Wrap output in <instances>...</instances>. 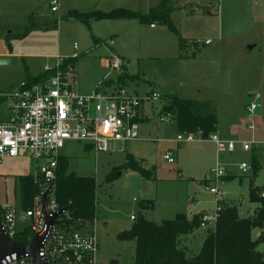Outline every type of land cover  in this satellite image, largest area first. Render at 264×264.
Listing matches in <instances>:
<instances>
[{
    "label": "rangeland",
    "instance_id": "rangeland-1",
    "mask_svg": "<svg viewBox=\"0 0 264 264\" xmlns=\"http://www.w3.org/2000/svg\"><path fill=\"white\" fill-rule=\"evenodd\" d=\"M161 1L60 0L57 12H52L49 2L44 1L26 18L23 27L16 28V34L27 33L34 24L42 23V27L51 28L48 35L31 36L24 42L12 35L0 38V54L8 55L0 59L10 62L0 65V95L40 74L46 65L53 66L56 57L71 55L75 42L79 44L76 62L82 92L91 94L95 84L106 81L109 92L124 89L129 95H161L145 106L147 115L139 140L116 143L109 152L96 153L75 141H67L63 149L69 159V173L93 176L97 181V216L93 224L99 241L98 264H111L114 260L118 264H135L134 242L118 238L133 226L132 214L161 224L177 213H184L189 220L202 211L212 213L217 197L206 184L217 185L222 200L236 207L241 217L253 218L260 207L251 201L250 188L264 187V150L253 147L252 151H245L243 142L264 143V0H191V4L186 0H169L166 7L178 6L171 19L179 34L164 24L151 27L137 19L92 20L89 27L66 17L68 10L74 8L70 6L81 12L127 8L146 13ZM37 12L48 19H41ZM111 37L114 46L109 45ZM180 37L185 39L183 49ZM95 38H101L100 44H96ZM208 39L211 43L206 44ZM110 53L123 58L125 67L121 75L102 65ZM258 93L260 106L252 113L248 108ZM172 96L211 103L219 121V132L214 133L237 142L235 151L222 152L218 159L216 146L209 139L177 145L176 124L167 110ZM8 116L7 105L1 101L0 121ZM169 149L175 163L163 158ZM127 156L151 169L152 178L128 169ZM242 162L250 164L253 170L243 172L239 168ZM217 165L225 169L226 180H214L211 171ZM254 165L262 166L256 174ZM31 170L26 158L10 159L0 166V202L18 201V179ZM114 172V180L108 182L107 176ZM262 191L258 188L259 196ZM207 232L201 226L193 231L190 240L194 253L199 246L201 250ZM258 233L259 228L253 229L254 239Z\"/></svg>",
    "mask_w": 264,
    "mask_h": 264
},
{
    "label": "built area",
    "instance_id": "built-area-1",
    "mask_svg": "<svg viewBox=\"0 0 264 264\" xmlns=\"http://www.w3.org/2000/svg\"><path fill=\"white\" fill-rule=\"evenodd\" d=\"M50 6L52 12L59 11L60 0H50ZM113 44V40L109 41V45ZM78 50L79 44L75 42L71 55L58 56L53 66L44 67L43 73L50 72L49 76L34 82L23 80L12 91L0 95L9 111V116L0 121V166L10 159L26 158L32 166L29 173L39 187L29 207L23 206L20 190L17 202H0V233L19 243H31L36 236H44L39 255L45 264H98L99 241L95 224L70 222L65 210L54 224L46 225L43 207L51 217L63 209L56 199L55 182L60 159L67 157L63 153L67 141L83 143L86 149L96 153L109 152L116 143L137 141L146 118V104L161 98L157 92L145 97L129 95L124 89L109 92L106 81L100 82L91 94L82 93L76 62L80 56ZM106 65L110 72L120 75L124 72L125 62L119 55L106 57ZM260 98V93L255 95L248 108L250 112L258 109ZM249 127L254 129L253 125ZM197 139L212 141L218 159L222 152H233L237 146V142L224 140L217 133L204 139L201 133L177 132L175 143L180 145ZM253 145L256 143L245 141L243 149L252 151L253 147H258L264 150V143ZM163 158L168 163L176 161L170 149ZM239 168L243 172L252 170L247 162H242ZM211 173L216 182L227 176L221 165L213 168ZM210 191L217 197L216 207L212 213L202 215L201 227L215 229L223 202L218 187H212ZM260 196L264 197V191ZM131 219L136 220L137 216L132 214ZM1 264L36 263L28 253L21 256L13 253Z\"/></svg>",
    "mask_w": 264,
    "mask_h": 264
},
{
    "label": "trees",
    "instance_id": "trees-1",
    "mask_svg": "<svg viewBox=\"0 0 264 264\" xmlns=\"http://www.w3.org/2000/svg\"><path fill=\"white\" fill-rule=\"evenodd\" d=\"M168 2L169 0H163L147 13L127 8H116L108 12L70 10L66 17L83 22L89 27L92 20L137 19L145 24H164L179 34L171 19L172 9L166 7ZM27 33H23L22 37ZM100 41L99 38H95L96 44H100ZM184 45L185 39L180 37L182 49ZM50 74L42 73L27 80L34 82ZM1 101L3 102L0 99ZM167 110L173 115L177 132H192L198 135L201 133L204 139H208L218 130V116L215 107L209 102L200 103L172 96ZM69 164L68 157L60 159L55 182L56 199L60 207L67 210L70 222L93 223L97 216L96 178L69 173ZM125 166L144 178L150 179L153 176L151 169L143 167L131 156H127ZM258 169L259 167L254 165L255 174ZM114 178L115 172L107 176L108 182H112ZM18 182L23 206L29 207L39 187L34 183L31 173L20 176ZM250 199L260 204L253 218L241 217L236 207L223 203L215 229L208 233L200 253L195 257H187L185 250L180 247L179 239L182 235L193 232L197 226H201L202 213L195 215L192 220L184 213H177L173 219L164 220L161 224L141 216L135 220L130 230L121 232L118 238L134 242L135 264H264V249H260V245H264V197L259 196L258 187L251 186ZM255 228L263 230L257 239L252 236ZM111 264L118 262L114 260Z\"/></svg>",
    "mask_w": 264,
    "mask_h": 264
},
{
    "label": "crops",
    "instance_id": "crops-1",
    "mask_svg": "<svg viewBox=\"0 0 264 264\" xmlns=\"http://www.w3.org/2000/svg\"><path fill=\"white\" fill-rule=\"evenodd\" d=\"M44 1H48L49 2V4H50V0H0V38H7V37H10V35H12V36H15V38H17V39H21V40H23L22 42H24V41H26V39L27 38H29V37H39V36H45V35H48L49 34V32H50V30H51V28L50 27H45V26H41V25H44V24H42L41 23V25L40 24H34V26H32V27H30L29 29H28V34L25 36V37H23V38H21V35L22 34H16V28L17 27H19V28H21V27H23V24L25 23V22H27V19L26 18H28L29 16H30V14L31 13H35V10L34 9H36V7H38L39 8V3H43ZM163 1V0H162ZM161 1V2H162ZM186 1H189V3H187V4H191L190 2H192L191 0H186ZM197 1H200V0H193V2L194 3H199V2H197ZM160 2V3H161ZM159 3V4H160ZM158 4V5H159ZM38 5V6H37ZM73 5V4H72ZM70 7H74V8H72V9H70V10H78V8L77 7H75V6H70ZM156 7V6H155ZM26 8V9H25ZM27 8H30L31 10H27ZM154 8V7H153ZM150 9H152V8H150ZM149 9V10H150ZM172 9V11L173 10H176V9H178V6L176 7H174V8H171ZM70 10H68V12L70 11ZM148 10V11H149ZM32 11V12H31ZM78 11H80V10H78ZM92 11H97V10H92ZM193 11H195V10H193ZM67 12V13H68ZM81 12V11H80ZM83 12H85V11H83ZM88 12H91V11H88ZM66 13V14H67ZM147 13V12H146ZM171 14H172V12H171ZM37 16L38 17H40L41 19H43V20H46V19H48V18H46V17H44V16H42L41 15V12H37ZM44 17V18H43ZM42 20V21H43ZM98 21V20H97ZM154 24H156V23H154ZM151 25V24H150ZM90 26H91V24H90ZM154 27H156V26H154ZM8 39V38H7ZM99 39H101V38H99ZM110 39H113V37H111ZM209 40V39H208ZM113 41H114V39H113ZM115 45V42H114V44L113 45H111V46H114ZM111 54V53H110ZM22 56H25V55H27V56H29V58L31 57V58H33L34 56H31V55H28V54H21ZM6 57H8V55L7 54H0V58H6ZM108 57V56H107ZM102 65H104L106 68H107V65H106V58L102 61ZM43 72H41L40 74H42ZM40 74H38V75H40ZM38 75H36V76H38ZM30 77H35V76H30ZM99 83H97V84H95L93 87H92V89H91V91L93 92V89H95L96 87H97V85H98ZM85 92H82V93H84V94H90L89 92H86V90H84ZM146 113V112H145ZM147 115V114H146ZM3 121V120H2ZM155 123H157V122H155ZM219 127V126H218ZM219 132V130H217V133ZM228 141H234L233 139H228ZM262 166H264V154H263V162H262ZM262 166L258 169V170H260V169H262ZM252 170H253V168H252ZM257 170V171H258ZM226 177H228V175L227 176H225V177H222L221 178V180H226L227 178ZM206 179H208V178H206ZM205 179V180H206ZM220 180V181H221ZM209 182V181H208ZM212 187H218L217 185L216 186H211V185H209V184H206V188L207 189H209L210 190V188H212ZM255 187H258V188H260V189H264V187H259V186H255ZM220 189V188H219ZM221 190V189H220ZM222 202L223 203H225L224 202V199L222 200ZM226 204V203H225ZM260 205V204H259ZM230 206H233V205H230ZM192 212V211H191ZM190 212V213H191ZM200 213H203V211L202 212H200ZM199 213V214H200ZM209 213V212H208ZM240 214L241 215H244L241 211H240ZM196 215V214H195ZM245 216V215H244ZM135 221V220H134ZM203 228H205V229H207L208 230V232H207V234L204 236V238H203V242H204V240H205V238H206V236L208 235V233L210 232V231H213L214 229H212V228H206V227H203ZM262 229H260L259 228V233L257 234V237L262 233ZM192 233L193 232H191V233H189V234H186V235H182L181 237H180V239H179V244H180V247L181 248H183L184 250H185V252H186V255H187V257H195L196 255H198L199 253H200V246H199V250L196 252V253H194L193 251H192V249H191V245H192V242H191V240H190V238H191V235H192ZM203 244V243H202ZM201 248H202V246H201ZM260 249L261 250H263L264 249V247H263V245L260 247Z\"/></svg>",
    "mask_w": 264,
    "mask_h": 264
},
{
    "label": "water",
    "instance_id": "water-1",
    "mask_svg": "<svg viewBox=\"0 0 264 264\" xmlns=\"http://www.w3.org/2000/svg\"><path fill=\"white\" fill-rule=\"evenodd\" d=\"M10 62L5 59H0V65L9 64ZM44 202L47 198V193L43 195ZM43 207V213L45 215L46 225L49 227L50 225L55 223L56 218H58L66 209H61L58 213L54 214V216H49L45 213ZM203 211L202 214H204ZM44 236H36L31 243H19L11 238H9L3 232L0 233V264L2 260L10 254L17 253L18 256L25 255L26 253L30 254L33 261L36 264H45V261L40 257L39 253L41 248L43 247Z\"/></svg>",
    "mask_w": 264,
    "mask_h": 264
}]
</instances>
